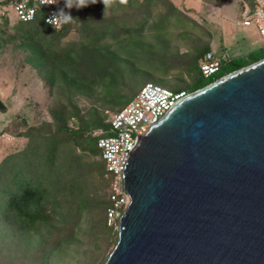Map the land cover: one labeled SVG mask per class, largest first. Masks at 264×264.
<instances>
[{"label": "trees", "instance_id": "1", "mask_svg": "<svg viewBox=\"0 0 264 264\" xmlns=\"http://www.w3.org/2000/svg\"><path fill=\"white\" fill-rule=\"evenodd\" d=\"M15 1L2 4L0 57L19 51V70L33 71L55 102L46 108L47 120L21 117V126L13 120L9 134L26 142L0 160V262L103 264L118 237L106 224L110 175L97 147L109 134L111 115L134 98L139 80L140 89L153 84L191 94L264 59V52L213 56L220 67L204 77L212 32L173 0H114L107 9L98 0L65 11L72 20L58 29L45 23V8L30 21L12 19ZM201 1H245L253 8L251 0Z\"/></svg>", "mask_w": 264, "mask_h": 264}, {"label": "water", "instance_id": "2", "mask_svg": "<svg viewBox=\"0 0 264 264\" xmlns=\"http://www.w3.org/2000/svg\"><path fill=\"white\" fill-rule=\"evenodd\" d=\"M128 155L103 264H264V59L175 103Z\"/></svg>", "mask_w": 264, "mask_h": 264}, {"label": "rangeland", "instance_id": "3", "mask_svg": "<svg viewBox=\"0 0 264 264\" xmlns=\"http://www.w3.org/2000/svg\"><path fill=\"white\" fill-rule=\"evenodd\" d=\"M173 2L182 9L190 10L191 16L199 22L202 21L211 30L210 47L213 56L217 59L227 60L249 53L264 52V42L252 17H248L250 20L248 27L237 24L246 17L242 13L245 1L241 5L233 2L224 3L222 6H212L201 0H173ZM11 18L15 19L13 13ZM180 51L184 52L185 50L181 49ZM23 57L19 51L13 52L12 50H8L0 57V102L4 107L3 110H0V160L10 151L21 150L26 142L22 138H14L10 135L12 134V125L21 126L19 122L21 117L28 118L32 122L41 119L47 120L46 108L55 102L44 94L43 84L33 71L19 70L18 60H22ZM143 84V80H139L133 97ZM77 104L82 108L86 102L80 100ZM20 129L23 130L24 127ZM80 241L84 245L88 244L86 236ZM0 264L6 263L0 262ZM65 264L75 263L65 259Z\"/></svg>", "mask_w": 264, "mask_h": 264}, {"label": "built area", "instance_id": "4", "mask_svg": "<svg viewBox=\"0 0 264 264\" xmlns=\"http://www.w3.org/2000/svg\"><path fill=\"white\" fill-rule=\"evenodd\" d=\"M4 2L5 0H0V19L5 13L2 6ZM251 2L252 10L249 9L247 3H244L242 13L246 17L237 24L243 27L250 26L248 17L251 16L264 42V0H251ZM39 8L46 9L44 21L50 26L52 25L47 23V20L53 12L61 8L65 11L69 10L65 7V2L61 0H55V4L51 5L44 3V0H33L31 3L29 0H19L12 4L14 16L22 22L32 20ZM219 67V62L213 60V54L207 53L200 69L204 77H211ZM187 95L183 92L172 93L157 85L145 84L125 107L111 115L109 134L100 137L97 141L100 158L110 175V207L106 211L107 226L118 231L119 219L130 203L129 196L123 188L122 171L129 152L136 145L138 136L146 134L150 127L159 122L175 103Z\"/></svg>", "mask_w": 264, "mask_h": 264}, {"label": "clouds", "instance_id": "5", "mask_svg": "<svg viewBox=\"0 0 264 264\" xmlns=\"http://www.w3.org/2000/svg\"><path fill=\"white\" fill-rule=\"evenodd\" d=\"M97 2L98 0H65V7L67 9H72L73 7L81 9L90 4L94 5ZM119 2L121 4H127V0H119ZM44 3L48 5L55 4V0H44ZM102 3L104 5V9H107L114 3V0H102ZM71 20L72 15L70 12H65V10L61 8L57 12L52 13L50 18L47 20V23L51 24L54 28H57L64 23L71 22Z\"/></svg>", "mask_w": 264, "mask_h": 264}]
</instances>
